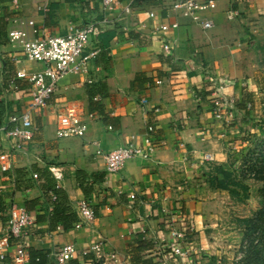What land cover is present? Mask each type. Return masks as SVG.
I'll return each instance as SVG.
<instances>
[{
	"label": "crops",
	"instance_id": "1",
	"mask_svg": "<svg viewBox=\"0 0 264 264\" xmlns=\"http://www.w3.org/2000/svg\"><path fill=\"white\" fill-rule=\"evenodd\" d=\"M119 1L166 16L152 0ZM215 1L216 9L206 14L214 22L208 31L179 19L181 27L172 32L178 48L170 56L158 41L115 21L118 12L104 14L100 0H0V127L6 131L15 127L9 118L26 112L31 101L29 83L15 79L17 71L44 68L9 43V31L23 28L30 38L64 36L90 22L103 30L87 48L94 53L88 76H66L46 106L31 112L32 142L14 156L10 171L0 172V232L12 204L34 219L26 239L11 240L9 254L23 242L28 250L46 255L43 264H58L54 254L74 244L78 255L66 264H95L93 254L81 253L102 238L105 254H117V259L105 256L96 264H158L169 237L164 210L179 209L183 225L197 224L206 206L225 193L207 183L211 164L227 166L232 150L245 146L264 117V0ZM41 5L46 11L38 9ZM29 21L36 35L27 27ZM211 78L232 81L222 90L236 100L230 126L226 117L215 116ZM65 102L96 117L84 137L57 138L55 104ZM147 135L155 147L150 160L134 159L118 172L106 171L97 149L107 153L142 144ZM13 142L1 132L0 152L10 150ZM206 153L213 163L204 161ZM51 167L59 169V182ZM81 200L89 202L95 218L75 229ZM55 205L64 209V218L75 213L76 219L66 220L64 228L53 217ZM0 264H11L10 256Z\"/></svg>",
	"mask_w": 264,
	"mask_h": 264
},
{
	"label": "built area",
	"instance_id": "2",
	"mask_svg": "<svg viewBox=\"0 0 264 264\" xmlns=\"http://www.w3.org/2000/svg\"><path fill=\"white\" fill-rule=\"evenodd\" d=\"M102 12L104 14H114L118 12L115 21H123L125 28L135 32H141L146 37H151L158 41L161 50L170 56L174 55L178 48L176 39L172 32L178 30L181 25L179 19L197 25L202 31L213 28L214 22L207 13L216 9L215 0H173L167 4L165 0H152L160 9L166 12L165 18L152 8L140 9L137 6L128 4L122 5L119 0H100ZM38 9L46 11V6L41 5ZM232 12L228 13L231 18ZM172 19V20H171ZM95 22L86 23L81 27L74 28L64 36L43 35L35 38L29 37V32L23 28L12 29L8 33L9 43L19 46L24 53L26 60L30 62L42 63L44 68L37 72L25 73L17 71L15 79L26 80L29 83L30 105L29 109L20 116H12L9 122L15 124L11 130L0 127V133L5 132L14 142L10 150L0 152V172L5 173L12 169L14 156L23 152L34 137L35 128L31 121V112L44 108L47 101L56 94L59 83L68 75L88 76L90 61L94 53H88L87 48L93 36L103 32L102 28H96ZM27 27L32 29V34L38 31L34 29V23L29 21ZM14 81V80H13ZM88 80V83H91ZM212 104L216 117H226L225 123L230 126L233 121V112L236 107V100L233 96L223 94L224 84H232L226 78H211ZM162 82L157 81L160 85ZM146 99L141 100V106L145 107ZM57 124L56 136L59 139L71 137H84L88 130V122L96 117L86 114L83 109L71 103L55 104ZM111 129V128H110ZM149 133L153 131V126L147 127ZM202 137L205 135L201 134ZM183 146V144H180ZM155 147L149 135L145 137L142 144L132 143L116 148L104 153L100 148L96 154L101 156L105 162L106 171L114 173L120 171L124 164L130 160L142 159L150 160ZM204 161L212 163L214 160L210 153L203 156ZM51 173L59 182L62 179L58 168L51 167ZM36 177V175H34ZM52 201L56 200L54 194ZM130 199H135V195H130ZM53 210L51 206L50 211ZM76 210L80 221L75 225V229H81L87 222L95 218L94 211L87 200H81L76 204ZM165 225L169 234L167 244L159 254L158 264H176L186 260V246L190 237L196 232V223L188 221L186 223L179 209L164 210ZM34 223L33 217L22 207L12 204L9 207L8 221L5 229L0 232V261H5L8 256L11 264H29V253L23 242L17 243L11 254V240H24L31 233ZM60 229V226L57 227ZM131 235V232L128 233ZM105 242L102 238L90 244L82 250V255L93 254L94 262L106 258L116 262L117 254L104 252ZM78 255V250L74 244H67L54 254L58 264L71 262ZM93 264V263H88Z\"/></svg>",
	"mask_w": 264,
	"mask_h": 264
},
{
	"label": "rangeland",
	"instance_id": "3",
	"mask_svg": "<svg viewBox=\"0 0 264 264\" xmlns=\"http://www.w3.org/2000/svg\"><path fill=\"white\" fill-rule=\"evenodd\" d=\"M255 124L258 129L244 147L232 150L227 164L247 187L249 198L222 190L225 193L206 206V215L196 224L186 260L176 264H253V249L264 247V117ZM232 190L241 193L237 187Z\"/></svg>",
	"mask_w": 264,
	"mask_h": 264
},
{
	"label": "trees",
	"instance_id": "4",
	"mask_svg": "<svg viewBox=\"0 0 264 264\" xmlns=\"http://www.w3.org/2000/svg\"><path fill=\"white\" fill-rule=\"evenodd\" d=\"M103 35L108 36V33L107 34L104 33ZM207 183L213 189L228 191L238 199L249 198L247 187L244 184H242L240 181L235 179L234 172L228 169L227 166L213 164L207 177ZM233 187L239 188L241 190V193H239L236 190H232ZM56 195L58 196V192H56ZM63 215H64V209L61 208L60 205L58 206L55 205L53 211V217H55L57 221H60V223L64 228L66 226V222H65L66 220L73 221L76 219L75 213L70 214L65 218L63 217ZM28 253H29V264H43L46 258V255L41 252L28 250ZM253 253H254L253 264H264V247L262 248L260 246L255 247L253 249Z\"/></svg>",
	"mask_w": 264,
	"mask_h": 264
}]
</instances>
